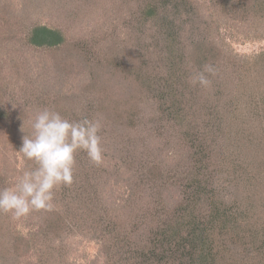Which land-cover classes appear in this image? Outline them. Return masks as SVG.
Masks as SVG:
<instances>
[{"label":"trees","instance_id":"trees-1","mask_svg":"<svg viewBox=\"0 0 264 264\" xmlns=\"http://www.w3.org/2000/svg\"><path fill=\"white\" fill-rule=\"evenodd\" d=\"M18 2L0 0L8 142L19 151L47 107L101 118L104 152L77 155L28 232L0 213V264H75L79 233L105 264H264V49L240 57L229 39H264V0ZM206 65L211 84L193 85ZM18 176L0 169V189Z\"/></svg>","mask_w":264,"mask_h":264},{"label":"clouds","instance_id":"clouds-1","mask_svg":"<svg viewBox=\"0 0 264 264\" xmlns=\"http://www.w3.org/2000/svg\"><path fill=\"white\" fill-rule=\"evenodd\" d=\"M215 71L213 66L206 65L191 77V83L208 87L211 81L205 73ZM30 123L31 132L23 136L17 152L35 166L14 177L11 187L0 189V213H9L17 219L54 208L56 191L74 182L79 153H86L95 164L103 160L101 118L69 120L45 107L34 114Z\"/></svg>","mask_w":264,"mask_h":264},{"label":"rangeland","instance_id":"rangeland-1","mask_svg":"<svg viewBox=\"0 0 264 264\" xmlns=\"http://www.w3.org/2000/svg\"><path fill=\"white\" fill-rule=\"evenodd\" d=\"M12 1L16 3L15 6H18V0ZM229 39L231 40L234 51L238 53L240 57L248 58L264 49V39L244 42L236 41L232 39L231 36H229ZM33 60L35 61L36 59ZM65 86L69 91H75L80 87L79 84H76V80L73 78L67 81ZM8 136L10 135H7L6 128H0V169L4 170V172L9 175L16 173L18 176L19 172L23 169L24 159L22 155L14 149V146L11 147V144L8 142ZM103 162L109 169H113L115 166L113 161L110 162L109 160H104ZM15 169H17V171H15ZM118 187L121 190L116 194L114 193L116 197L122 195L121 192L123 191L121 186ZM18 219V227L25 233L29 231L31 226H33V221L30 219L29 215ZM67 242L70 259L75 264H105L104 257L100 255L99 245L89 236L79 233L78 235L71 236ZM35 261V256L30 253L22 259L21 264H35Z\"/></svg>","mask_w":264,"mask_h":264}]
</instances>
